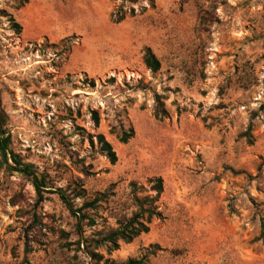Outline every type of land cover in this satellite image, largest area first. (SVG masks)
Returning a JSON list of instances; mask_svg holds the SVG:
<instances>
[{"label":"rangeland","instance_id":"1","mask_svg":"<svg viewBox=\"0 0 264 264\" xmlns=\"http://www.w3.org/2000/svg\"><path fill=\"white\" fill-rule=\"evenodd\" d=\"M146 46L159 71L145 65ZM0 93L25 160L56 186L84 187L77 206L109 195L86 236L130 212V181L163 177V216L118 249L98 247L102 261L264 264V0H0ZM45 197L37 204L31 180L0 155V264H93L84 245L68 246L77 228L65 203Z\"/></svg>","mask_w":264,"mask_h":264},{"label":"trees","instance_id":"2","mask_svg":"<svg viewBox=\"0 0 264 264\" xmlns=\"http://www.w3.org/2000/svg\"><path fill=\"white\" fill-rule=\"evenodd\" d=\"M210 12L201 15L200 24L205 25L208 21V14ZM125 15H120L118 20H122ZM14 26L16 30L20 32L22 26L20 23L15 22ZM144 63L145 65L156 72L162 67V61L155 53L151 46H146L144 49ZM250 85L249 83L247 84ZM162 94H157V106L155 110L156 116L165 117L169 114L163 100ZM264 106V105H261ZM93 119L95 123L99 125L100 115L98 110L93 111ZM7 114L1 108V93H0V155L1 163L6 167L10 174H19L22 177H26L31 180L36 193L38 195L37 204L45 200L46 193H56L60 199L65 203L68 210L76 219V234L77 239L68 243V246L77 244L78 249H81L84 245V249L91 254L93 264H147L149 261V253L144 254L141 257H130L125 261H116L114 259L106 258L101 255L96 249L100 246L107 245L110 249H118L120 242H131L142 233L149 232L151 223L155 217H162L163 210L160 208V200L165 190L164 179L162 176L151 177L148 179V185L139 183L136 180L130 181V203L127 209L130 212L124 211L115 215V225L108 228H102L94 233L93 236H86L85 226H94L97 224V217L91 213V210H97L101 202H108V194L96 195L92 199H85L81 206H77L76 198H86L87 190L80 186H56L52 176L47 171H42L37 165L25 160V158L17 152L13 147V140L10 131L6 127ZM252 130L253 126L250 124L248 129L242 133L247 135L252 142ZM115 132V129H113ZM117 136L120 141L127 142L135 134L134 127L129 129H121L117 131ZM93 134H89L91 141H94ZM97 142L99 143L102 151L106 153L112 163H116L118 160L117 151L114 148L112 142L106 137L104 133L96 134ZM34 220H40L37 211H34ZM262 228L264 229V220H262ZM65 233V231H63ZM68 236V234L66 233ZM264 241V232L262 234ZM77 258V257H76Z\"/></svg>","mask_w":264,"mask_h":264}]
</instances>
